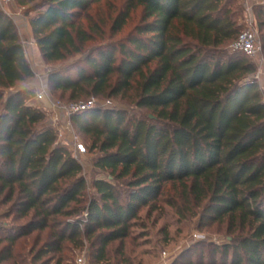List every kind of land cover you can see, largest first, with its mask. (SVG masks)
I'll use <instances>...</instances> for the list:
<instances>
[{
    "label": "trees",
    "instance_id": "16d2710c",
    "mask_svg": "<svg viewBox=\"0 0 264 264\" xmlns=\"http://www.w3.org/2000/svg\"><path fill=\"white\" fill-rule=\"evenodd\" d=\"M105 1L18 3L31 15L34 41L52 65L83 54L90 36L78 21ZM123 1L116 30L130 11L141 15L125 41L85 53L48 78L53 91L70 92L73 99L104 96L109 89L112 96L131 93L146 111L137 116L97 107L72 115L91 152L99 153L94 167L108 174L94 181L99 199L90 201L83 199L82 164L57 142L35 92L13 91L35 73L16 23L0 6V194L16 195L18 212L33 214L29 231L51 230L59 217L87 215L54 232L56 243L40 248L33 261L50 264L42 259L61 252L59 244L75 240L82 227L102 253L129 237L140 209L170 193L166 203L184 206L179 216L228 220L232 231L242 233L219 247L226 261L264 264V91L256 64L231 49L242 27L241 7L236 0ZM255 10L264 50V5Z\"/></svg>",
    "mask_w": 264,
    "mask_h": 264
},
{
    "label": "rangeland",
    "instance_id": "374dc122",
    "mask_svg": "<svg viewBox=\"0 0 264 264\" xmlns=\"http://www.w3.org/2000/svg\"><path fill=\"white\" fill-rule=\"evenodd\" d=\"M15 1L17 6L23 7L19 5L18 0ZM236 1L242 10L239 16V22L242 26L240 33L247 29V19L250 13L246 10V5L249 4L253 6L254 11L252 10L251 13L254 16V23L259 35H261L260 20L255 7L264 5V0ZM124 9L125 2L123 0H107L101 4L93 5L88 12H84L82 19L78 21V25L90 36L89 41L84 46L83 54L66 63L52 65L40 60L38 54L36 57L30 56L32 57L30 64L35 77L25 84L17 85V88L13 90L27 88L35 92L34 102L47 112V122L54 127L58 137L57 142L69 148L82 164L83 175L87 182L84 201L99 199L93 183L96 179L108 178V174L94 167L93 160L99 153L97 151L91 152V144L86 136L75 128L71 119L69 120L65 114L55 112L50 106L51 102L62 104L86 103L95 99L98 104L102 105L107 101L110 102V105L103 108L124 110L131 115L141 116L146 114V111L135 106L130 97L131 93L112 96V89H109L104 96L90 94L73 99L70 92L53 91L49 86L48 78L53 69L68 64L75 65L84 57L85 53L88 54L104 45H114L125 41L133 28L140 23L141 15L140 10L130 11L123 26L116 30L114 28L115 21L120 13H125ZM30 16L28 15V17ZM20 30L23 31V27L20 26ZM21 37L24 47L28 49L29 40L24 35ZM262 58H264V50L262 51ZM250 61L257 66L259 77L256 78L255 76V78L264 91V64L260 65L254 60ZM81 67L83 65L73 68L71 74L77 75ZM44 85H47L49 97L39 100L37 93ZM11 91H7V95ZM77 142L81 143L82 146L79 154L74 151ZM125 189V186H121L123 192ZM169 195L170 193L157 198L151 207L140 209L137 219L133 220L129 237L110 243L104 252H100V245L96 244L94 237L89 238L82 227V233L75 240L65 239L59 244L61 252L52 253L42 260H47L50 264H58L59 262L60 264H231L230 259L226 261L223 251L219 247L234 244L237 237L242 233L232 231L228 220L220 223L209 217L205 219L201 214L197 217H190L187 214V218L179 216L178 211L184 209V206H180L179 209L171 207L166 203ZM124 197L127 198V195L124 194ZM16 199V195L9 199L8 191L0 194V264H36L33 260L40 248L48 243H56L52 237L54 232L65 231L68 223H75L77 220H84L87 217L86 212L71 217H59L51 230L29 231L27 227L35 221L33 214L22 216L18 212L19 207L15 206ZM153 206L154 208H152ZM198 212L201 213L199 208ZM66 236H69V231H67ZM12 238L17 240L16 243H10L9 239Z\"/></svg>",
    "mask_w": 264,
    "mask_h": 264
},
{
    "label": "built area",
    "instance_id": "2783aa9c",
    "mask_svg": "<svg viewBox=\"0 0 264 264\" xmlns=\"http://www.w3.org/2000/svg\"><path fill=\"white\" fill-rule=\"evenodd\" d=\"M0 6L5 11V13L14 20L17 24L16 20L25 15V8L16 5L15 0H0ZM246 10L250 13L249 18L247 19V29L240 33L235 40V42L231 45V49L233 51H238L244 53L250 59L256 61L258 64H264V58H262L263 46L261 42V38L259 35V31L254 23V16L251 13L253 10L252 5H246ZM258 74L256 78H258ZM49 97V92L47 85H44L42 89L37 93V98L39 100H44ZM110 105V102L107 101L102 104H98L95 99H92L86 103H71V104H62L59 102H51L50 106L57 113L65 114L70 120L72 115L78 114L81 112H85L88 110H92L97 107H106ZM62 137V135H60ZM78 140V139H77ZM81 143H76L74 146V151L79 154L81 152Z\"/></svg>",
    "mask_w": 264,
    "mask_h": 264
},
{
    "label": "crops",
    "instance_id": "0c3cea01",
    "mask_svg": "<svg viewBox=\"0 0 264 264\" xmlns=\"http://www.w3.org/2000/svg\"><path fill=\"white\" fill-rule=\"evenodd\" d=\"M30 17L24 15L23 17L18 18L16 20V22H17L16 25H17V28L19 30L20 37H21V35H24L29 40V43H30L28 49L26 47H24L25 53H26V56H27V59L29 60V62L31 60L30 58H32L30 56L36 57L37 54L39 55L40 60H44L41 53H40V50H39L37 44L34 41L33 30H32L31 23H30ZM20 26L23 27V31L20 30ZM22 39L23 38L21 37V40ZM22 42H23V40H22Z\"/></svg>",
    "mask_w": 264,
    "mask_h": 264
}]
</instances>
